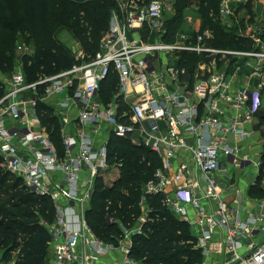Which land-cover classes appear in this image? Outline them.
<instances>
[{
  "label": "built area",
  "instance_id": "1",
  "mask_svg": "<svg viewBox=\"0 0 264 264\" xmlns=\"http://www.w3.org/2000/svg\"><path fill=\"white\" fill-rule=\"evenodd\" d=\"M170 1L119 0L95 58L33 82L20 67L0 98L3 167L22 177L30 192L49 195L56 206L54 221L45 222L55 245L53 264H97L110 251L129 252L119 244L130 236V229L122 226L124 234L117 244L106 242L76 209L91 199L96 176L110 167L107 142L99 145L92 135L104 127L159 155L156 180L149 181L145 191L163 192L169 208L191 225L205 257L225 253L230 254L227 264H264V199L250 210L244 202L231 203L224 197V183L234 174L229 165L251 162L260 169L262 162L263 150L256 160L240 156V142L253 134L263 103L262 26H248L241 34L252 40L247 48L211 45L209 29L183 30L167 40L164 12ZM229 1L221 2L225 16L232 13ZM145 29L147 38L142 36ZM112 67L119 85L105 104L101 83ZM43 83L47 85L40 94ZM26 92H31L29 98ZM61 94H66L61 105L77 106L79 126L74 133L64 131L62 155L32 110L38 98ZM118 97L127 103L124 109ZM9 119L21 125H9ZM185 151H190L194 165ZM85 168L88 174L82 180ZM58 174L61 184L52 180ZM261 187L264 191V175Z\"/></svg>",
  "mask_w": 264,
  "mask_h": 264
},
{
  "label": "trees",
  "instance_id": "2",
  "mask_svg": "<svg viewBox=\"0 0 264 264\" xmlns=\"http://www.w3.org/2000/svg\"><path fill=\"white\" fill-rule=\"evenodd\" d=\"M0 0V71L14 68L15 49L19 42L32 44L33 53L21 57L28 81L59 73L75 64L95 58L101 39L110 28L112 10L108 0ZM197 2L204 18L199 30L209 29L213 36L209 44L217 47L247 48L252 40L213 21L214 0H174L175 14L166 18L164 39L174 40L178 32L187 30L184 9ZM59 9L65 22L73 26L83 49L77 58L57 38L54 32V13ZM142 36L147 38L146 29ZM47 83L38 86L44 93ZM118 74L111 68L101 83L100 95L105 104L115 96ZM7 89L0 79V98ZM120 108L127 103L117 98ZM35 113L46 129L58 152H64V125L56 108L38 98ZM264 120V118H262ZM264 122V121H263ZM107 159L119 171L111 183L103 175L95 178L93 193L85 217L94 232L104 241L117 244L123 236L122 226L140 229L132 234L129 261L123 264H204L205 254L188 221L178 217L166 204L163 192H146L145 186L156 180L161 166L159 155L144 143L111 132L107 140ZM256 183L250 188L252 197H262L264 175V145ZM0 155V262L4 264H45L51 241L49 226L56 216V206L47 194L30 192L22 177L6 170ZM147 207L143 209L142 201ZM109 217L116 221H109Z\"/></svg>",
  "mask_w": 264,
  "mask_h": 264
},
{
  "label": "crops",
  "instance_id": "3",
  "mask_svg": "<svg viewBox=\"0 0 264 264\" xmlns=\"http://www.w3.org/2000/svg\"><path fill=\"white\" fill-rule=\"evenodd\" d=\"M138 34L139 33H134V35L136 36ZM21 67L23 68V66ZM254 81L256 80L254 79ZM30 95H31V92H26L24 94L26 98H29ZM65 95L66 94H61V96L60 95L50 96V97H45L42 99L46 101L47 103L53 105L56 108L57 113H61L59 115H61L63 117V120L65 121V122L63 121L64 126H65L64 131L69 132V133H74L79 127L78 126V115H77L78 108L74 103H72V105L70 106L61 105L60 100ZM260 109H264V92H263V103ZM32 110L35 111V108ZM263 121L264 120H262V118L258 115L257 121L254 123L253 134L247 140H243L240 142V146H241L240 156L242 158H245L248 155L249 157H252L254 160H256L257 159L256 156L259 157L258 155L259 152L263 150V145H264V122ZM7 124L12 125V126L13 125L20 126L21 121L17 119H9L7 121ZM257 124H260L258 128H256ZM98 132H102L100 137L97 134ZM110 133L111 132L108 131L106 127H104V129L102 128L101 130L93 131L92 135H94L97 144L100 145V144H103L104 142H107ZM96 134H97V137H96ZM185 155L188 158L189 162L192 165H194L193 158L191 157L190 151H185ZM228 169L231 170L230 172L233 171L234 174L231 180L224 183L225 199L231 203L236 202V200L242 201L245 203L247 209L253 210L255 208V205L264 199V194L262 197H252L249 193L250 188L252 187V185L256 183V180L258 178V175L260 172L259 167L256 166L255 163L248 162V164H245L243 167L229 165ZM87 174H88V168H85L82 174V180H85V178L87 177ZM101 175L104 176L107 182L111 183L118 177L119 171L117 168L111 167L110 169L104 171ZM108 175H110L111 177H108ZM52 180H54V182L57 184L62 183V177L59 174L54 175L52 177ZM175 184L176 183L172 184L170 188L174 189ZM89 202L90 200L85 203L84 207L82 206L76 207L77 212L80 210L81 212L83 211L84 213H86V210L89 207ZM141 204H142L143 209L147 207L146 200H143ZM189 208H190V214L194 216L195 213H194V209L192 208L191 204H189ZM242 215L245 216L246 214L242 213ZM139 229H140L139 225H136V227L130 229V232H131L130 236L123 238L122 241H120L119 246L124 245L130 248L131 242H132V234ZM127 256L128 254H126L123 249L119 248L117 250L110 251L100 256L99 259L97 260V264H123L126 262ZM219 257L220 256H218L217 254L206 257V264H213L214 260L218 261L217 259H220ZM54 258H55V245L51 243L50 241L45 264H53ZM225 259L227 258L225 257ZM0 264H4V263L0 262Z\"/></svg>",
  "mask_w": 264,
  "mask_h": 264
},
{
  "label": "rangeland",
  "instance_id": "4",
  "mask_svg": "<svg viewBox=\"0 0 264 264\" xmlns=\"http://www.w3.org/2000/svg\"><path fill=\"white\" fill-rule=\"evenodd\" d=\"M74 3L80 2L79 0H72ZM148 1V0H143ZM112 12L119 10V0H108ZM222 0H214L215 7L214 13L210 16L213 21H221L223 25L228 28H234L238 34L245 33L248 30V26H262L263 30V37H264V0H230V6L232 13L225 14L221 13L220 6ZM63 9H59L54 13L55 19L53 20L52 24L54 27V32L56 38L67 48L69 51L74 54L77 58H83L84 54L82 51V46L78 41L73 26L65 22V17L62 14ZM184 15L186 19L185 28L199 30L203 27L204 18L200 11V6L197 2L193 1L187 8L184 9ZM175 14L174 8V0H171L167 9L164 12L166 18ZM188 17H191V20H188ZM226 18V19H224ZM248 24V25H247ZM19 45L15 49V63L14 68L10 71L3 72L0 71V79L5 83L6 89L8 88L9 81L15 74L17 70L22 66L21 57L24 53L33 51L30 49L32 44L27 41H22L18 43ZM19 46H22L20 49ZM28 50V51H26ZM164 68L166 66L164 65ZM2 74V75H1ZM61 116V115H60ZM62 120L63 117L61 116ZM64 121V120H63ZM104 129V128H103ZM102 132H98L97 134L101 135ZM96 134V137H97ZM111 166L109 167V169ZM252 173V172H251ZM108 177H111L108 175ZM222 254L218 261L214 260L213 264H227L226 258H229L230 254ZM222 260V261H221ZM225 260V261H224ZM233 264V263H231Z\"/></svg>",
  "mask_w": 264,
  "mask_h": 264
},
{
  "label": "water",
  "instance_id": "5",
  "mask_svg": "<svg viewBox=\"0 0 264 264\" xmlns=\"http://www.w3.org/2000/svg\"><path fill=\"white\" fill-rule=\"evenodd\" d=\"M258 115L261 117V118H264V109H260L258 110ZM260 126V124H257L256 128H258Z\"/></svg>",
  "mask_w": 264,
  "mask_h": 264
}]
</instances>
